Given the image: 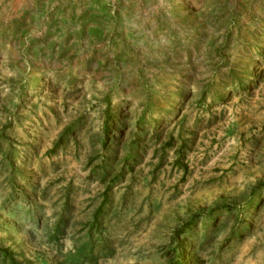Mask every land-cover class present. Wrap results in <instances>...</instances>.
Returning <instances> with one entry per match:
<instances>
[{
  "label": "rangeland",
  "instance_id": "rangeland-1",
  "mask_svg": "<svg viewBox=\"0 0 264 264\" xmlns=\"http://www.w3.org/2000/svg\"><path fill=\"white\" fill-rule=\"evenodd\" d=\"M0 264H264V0H0Z\"/></svg>",
  "mask_w": 264,
  "mask_h": 264
},
{
  "label": "clouds",
  "instance_id": "clouds-1",
  "mask_svg": "<svg viewBox=\"0 0 264 264\" xmlns=\"http://www.w3.org/2000/svg\"><path fill=\"white\" fill-rule=\"evenodd\" d=\"M126 24H127V27H129L130 29H133V30L139 27V25L137 24V21H136V17L128 18L126 21Z\"/></svg>",
  "mask_w": 264,
  "mask_h": 264
}]
</instances>
